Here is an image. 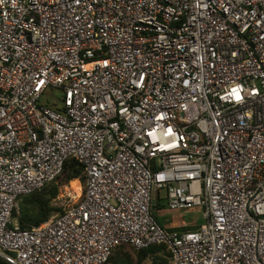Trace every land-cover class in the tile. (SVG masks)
Masks as SVG:
<instances>
[{
  "label": "built area",
  "instance_id": "obj_1",
  "mask_svg": "<svg viewBox=\"0 0 264 264\" xmlns=\"http://www.w3.org/2000/svg\"><path fill=\"white\" fill-rule=\"evenodd\" d=\"M68 159L80 194L60 184L59 211L20 229L18 200ZM160 191L204 224L164 230ZM152 246L170 264H264V0H0V261Z\"/></svg>",
  "mask_w": 264,
  "mask_h": 264
},
{
  "label": "rangeland",
  "instance_id": "obj_2",
  "mask_svg": "<svg viewBox=\"0 0 264 264\" xmlns=\"http://www.w3.org/2000/svg\"><path fill=\"white\" fill-rule=\"evenodd\" d=\"M61 96L62 93L60 90L48 88L41 97L40 103L47 107L49 106L51 108H55L59 105V99ZM82 187V180H73L69 183L68 190L77 193L78 196L81 192L80 188ZM159 193L162 201L157 203V206H159L158 209L156 208L157 206L154 207L153 215L164 230L178 232L185 228H199L202 224H204L205 221L201 208L170 210L164 199L165 192L160 191ZM59 202L62 203L61 201ZM138 258H141V255L131 248H120L114 252L110 264H123V262L126 264H139ZM159 258H162L167 262V264H170V259L162 253H157L156 255L151 254L140 264H164Z\"/></svg>",
  "mask_w": 264,
  "mask_h": 264
},
{
  "label": "trees",
  "instance_id": "obj_3",
  "mask_svg": "<svg viewBox=\"0 0 264 264\" xmlns=\"http://www.w3.org/2000/svg\"><path fill=\"white\" fill-rule=\"evenodd\" d=\"M73 180L83 181V167L74 159H68L63 168L62 175L57 181L52 182L42 188L40 191L34 192L31 195L22 197L18 200V214L13 213L20 229H29L38 226L45 222L52 214L57 213L59 209L51 206V202L58 195L60 184L68 183ZM162 200H159V202ZM158 205V204H157ZM159 206L156 208L158 209ZM197 228L183 229L182 231H195ZM120 249V248H118ZM162 253L169 258V253L164 246H152L147 249L138 251L141 258H138L139 264L149 255ZM164 264L165 260L159 258ZM111 259L109 260L110 264ZM0 264L2 262L0 261ZM123 264H126L123 262Z\"/></svg>",
  "mask_w": 264,
  "mask_h": 264
}]
</instances>
